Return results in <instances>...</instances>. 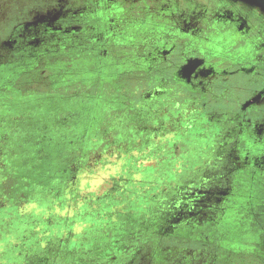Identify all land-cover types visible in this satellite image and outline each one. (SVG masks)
I'll list each match as a JSON object with an SVG mask.
<instances>
[{
    "label": "rangeland",
    "instance_id": "obj_1",
    "mask_svg": "<svg viewBox=\"0 0 264 264\" xmlns=\"http://www.w3.org/2000/svg\"><path fill=\"white\" fill-rule=\"evenodd\" d=\"M53 1L0 0V240L23 230L11 244L20 264H107L98 254L115 241L129 245L118 257L137 264L165 240L212 236L199 214L231 182L264 179L252 171L264 132L250 136L234 111L157 66L161 40L105 36L100 23L90 36L93 23L78 18L43 32L30 14ZM240 150L248 162L231 157Z\"/></svg>",
    "mask_w": 264,
    "mask_h": 264
},
{
    "label": "flooded vegetation",
    "instance_id": "obj_2",
    "mask_svg": "<svg viewBox=\"0 0 264 264\" xmlns=\"http://www.w3.org/2000/svg\"><path fill=\"white\" fill-rule=\"evenodd\" d=\"M75 1L79 3H37L40 15L30 17L38 20V26L46 33L68 29L72 20L78 18L84 20L83 24L93 23L97 31L93 30L90 36L100 35L101 31L107 36L114 30V36L139 33L145 45L161 40V47L156 50L157 66L161 60L162 67L181 76L182 87L200 96L207 92L206 104L234 111V117L247 121L250 136L264 132V12L260 7L228 0ZM61 15L65 19L56 22L54 17ZM98 23L103 25L100 32L99 26L95 27ZM238 152L231 155L237 162L251 159L249 154L243 156L242 150ZM256 170L264 172V162L252 169L253 173ZM256 179L257 183L231 182L226 187L227 195L215 201L209 211L199 214L209 215L212 236L194 230L189 237L181 235L188 241L165 240L149 252L141 250L137 264H264V179ZM117 242L103 250L104 255H98L109 260L107 264H133L131 258L118 257L129 245ZM38 264H55L54 258L47 257Z\"/></svg>",
    "mask_w": 264,
    "mask_h": 264
},
{
    "label": "clouds",
    "instance_id": "obj_3",
    "mask_svg": "<svg viewBox=\"0 0 264 264\" xmlns=\"http://www.w3.org/2000/svg\"><path fill=\"white\" fill-rule=\"evenodd\" d=\"M32 207H34V205ZM21 234H23L22 229L20 233L6 235L3 240H0V249H3L6 253L4 264H20V260L22 259V257H17L16 252L21 251V249H11V244L17 241L18 236H20ZM37 239H39V237H37ZM28 243L31 246L35 244V241L30 239ZM35 247L43 248V243H40ZM35 247H33V250H35Z\"/></svg>",
    "mask_w": 264,
    "mask_h": 264
},
{
    "label": "trees",
    "instance_id": "obj_4",
    "mask_svg": "<svg viewBox=\"0 0 264 264\" xmlns=\"http://www.w3.org/2000/svg\"><path fill=\"white\" fill-rule=\"evenodd\" d=\"M70 103H71L72 105H75V104H76V102L74 101V99H72V100L70 101ZM59 109H60V108L56 109L55 111L51 110L50 112H51V113H52V111H53V112H56V111H59ZM14 111H15V109H14ZM60 112H64V113H65V111L62 110V109H61ZM6 120H9V119H6ZM6 120H5V121H6ZM6 122L10 123L11 121H6ZM6 126L9 127V128L11 129V125H10V124H7Z\"/></svg>",
    "mask_w": 264,
    "mask_h": 264
},
{
    "label": "water",
    "instance_id": "obj_5",
    "mask_svg": "<svg viewBox=\"0 0 264 264\" xmlns=\"http://www.w3.org/2000/svg\"><path fill=\"white\" fill-rule=\"evenodd\" d=\"M253 3H256L257 5L261 6V8L264 10V0H251Z\"/></svg>",
    "mask_w": 264,
    "mask_h": 264
},
{
    "label": "crops",
    "instance_id": "obj_6",
    "mask_svg": "<svg viewBox=\"0 0 264 264\" xmlns=\"http://www.w3.org/2000/svg\"><path fill=\"white\" fill-rule=\"evenodd\" d=\"M128 3V2H127ZM131 3V2H130ZM126 4V3H125ZM129 4V3H128ZM127 5V4H126ZM129 5H132V3L131 4H129ZM128 6V5H127Z\"/></svg>",
    "mask_w": 264,
    "mask_h": 264
}]
</instances>
